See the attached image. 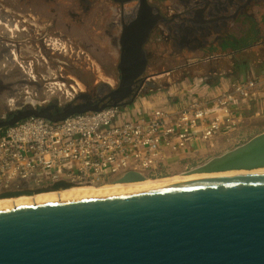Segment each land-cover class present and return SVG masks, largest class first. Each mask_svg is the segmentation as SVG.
I'll use <instances>...</instances> for the list:
<instances>
[{"label":"water","instance_id":"water-1","mask_svg":"<svg viewBox=\"0 0 264 264\" xmlns=\"http://www.w3.org/2000/svg\"><path fill=\"white\" fill-rule=\"evenodd\" d=\"M0 4L62 28L85 15L77 11L82 8L77 0H0ZM86 54L93 64L87 85L96 87L95 95L78 93L67 101L56 98L11 109L0 117V130L35 117L62 121L109 106L126 107L140 96L179 83L170 70H150L145 50H86ZM165 82L168 86L162 87ZM246 168H264V132L190 172ZM142 180L144 175L128 172L115 183ZM0 264H264V172L1 208Z\"/></svg>","mask_w":264,"mask_h":264},{"label":"built area","instance_id":"built-area-1","mask_svg":"<svg viewBox=\"0 0 264 264\" xmlns=\"http://www.w3.org/2000/svg\"><path fill=\"white\" fill-rule=\"evenodd\" d=\"M147 99L153 104L109 106L62 121L35 117L0 130V197L64 185L97 187L128 172L146 179L183 173L252 132L251 120L264 117V72L215 87L183 81ZM19 100L10 99L9 106Z\"/></svg>","mask_w":264,"mask_h":264},{"label":"flooded vegetation","instance_id":"flooded-vegetation-1","mask_svg":"<svg viewBox=\"0 0 264 264\" xmlns=\"http://www.w3.org/2000/svg\"><path fill=\"white\" fill-rule=\"evenodd\" d=\"M77 1L84 20L63 23L66 28L36 21L26 13L15 16L29 24L47 50L54 49L57 38L75 50H145L150 70H170L179 83L194 75L215 83L237 70L254 68L256 62L264 65V0ZM4 53L0 50V101L6 97ZM249 57L256 62H249ZM91 61L77 66L64 62L79 86L75 94H96V87L87 85Z\"/></svg>","mask_w":264,"mask_h":264},{"label":"rangeland","instance_id":"rangeland-1","mask_svg":"<svg viewBox=\"0 0 264 264\" xmlns=\"http://www.w3.org/2000/svg\"><path fill=\"white\" fill-rule=\"evenodd\" d=\"M0 9L2 11H0V17L6 20V22H9L11 26V28L7 26H2L1 28L0 25V50H5L3 58L5 59L6 63L5 66L2 67V70L5 73L4 87L6 97L3 101H0V117L7 115L11 109L22 108L23 106L29 104L30 102L25 103L23 101L28 95L33 97L35 103L41 104L43 102H50L56 98H60L62 101H67L65 96H63L66 89H69L72 92L79 91V86L76 84V80H74L76 78L73 77L72 74L67 70L64 62L69 63L72 66H77L78 63L87 64V62L90 61V58L87 56L86 50L68 49V47L62 44L65 43V40L61 41L59 38L55 39L54 41V49L47 50V47L39 42L36 34H33L34 31L31 30L28 23H26L22 18L15 16V14L12 15L9 12L3 11L1 7ZM17 23L21 26V32H15V30L12 29V27ZM27 30H29V32ZM57 42L60 44V48L56 47ZM13 50H16L20 54L21 61L26 67H28L26 70L22 67L20 62L13 60L11 57V52ZM82 53H85L86 56H83ZM43 59H45V61ZM57 59L61 60L62 63H58ZM82 59L84 62H81ZM248 61L256 62V60L252 57H249ZM254 67L255 68L253 69L243 70L240 73L234 75L222 76L218 81L221 83L227 79L238 78L240 76L245 77L250 76L253 73L264 72V65H262V63L256 62V66ZM25 71L27 73H25ZM29 72L33 75H29ZM51 72L53 73L54 77L49 78L52 74ZM207 80V78L193 77L192 79L188 78V80L184 82L204 81L207 82L208 85L213 84ZM57 83H61L63 85L62 89L57 88V85H55ZM51 84H54V87H52ZM171 87L166 90H169ZM166 90L154 93L151 92L147 96H140L134 103L126 107L131 110L133 108H138L141 105H151L153 102L147 98H149L151 95H160L162 92L165 93ZM28 91H30V93H26ZM14 97H19L20 100L15 104V108H11L13 106H9V100ZM249 128L252 129V132L250 131L244 135L243 139H241L239 143L241 142V144H243L255 135L262 133L261 131L264 132V117L259 119L253 118L249 124ZM236 146H238V144L231 142L227 149L216 150L210 154L208 158H199L198 162H200L199 164H202L209 158L222 154L226 150L232 149ZM193 166L183 167L182 172H190Z\"/></svg>","mask_w":264,"mask_h":264},{"label":"bare ground","instance_id":"bare-ground-1","mask_svg":"<svg viewBox=\"0 0 264 264\" xmlns=\"http://www.w3.org/2000/svg\"><path fill=\"white\" fill-rule=\"evenodd\" d=\"M1 7L3 4H0ZM5 9L11 12V14H15L14 10L3 6ZM1 11V9H0ZM6 11V12H8ZM2 12V11H1ZM0 25L4 27H9L10 23L6 22V20L0 17ZM15 32L22 31L20 24H15L12 27ZM8 30V29H7ZM65 45V43H62ZM56 47L60 48V44L57 42ZM11 57L13 60H16L22 64V67L25 70L28 68L25 64L21 61L20 54L13 50L11 52ZM45 61V59H43ZM31 66V64H30ZM32 72V71H31ZM25 73H27L25 71ZM52 73V72H51ZM29 75H33L29 72ZM54 77L53 73L50 75L49 78ZM54 87V84H51ZM57 88L62 89L63 85L61 83L55 84ZM74 91V90H73ZM30 93V91L26 92ZM74 92L70 90H65V97H70L73 95ZM27 102H35L31 95L26 97ZM11 106V105H10ZM264 172V168H257V169H241V170H230L226 172H217V173H180L174 176L164 177V178H156V179H146L142 181L136 182H129V183H108L102 186H72L69 188H60V189H50L47 191H42L38 194H22L20 196L14 197H3L0 198V209L1 208H8L14 207L19 205L25 204H35V203H43V202H50V201H57V200H64L70 198H77V197H84V196H92V195H106V194H119V193H130V192H139V191H146L164 187H170L180 184H185L193 181H198L206 178L218 177V176H228V175H237V174H247V173H261Z\"/></svg>","mask_w":264,"mask_h":264},{"label":"crops","instance_id":"crops-1","mask_svg":"<svg viewBox=\"0 0 264 264\" xmlns=\"http://www.w3.org/2000/svg\"><path fill=\"white\" fill-rule=\"evenodd\" d=\"M241 72V70H237V72H235V74H237V73H240ZM234 75V74H233ZM226 82V80H224V81H222L221 83H222V85L224 84ZM219 83V81L217 82V84ZM211 86H213V87H215L216 85H211ZM218 86V85H217ZM261 132H263V131H261Z\"/></svg>","mask_w":264,"mask_h":264},{"label":"trees","instance_id":"trees-1","mask_svg":"<svg viewBox=\"0 0 264 264\" xmlns=\"http://www.w3.org/2000/svg\"><path fill=\"white\" fill-rule=\"evenodd\" d=\"M255 68V67H254ZM253 69V68H252ZM217 84V82H215V83H213L212 85H216Z\"/></svg>","mask_w":264,"mask_h":264}]
</instances>
